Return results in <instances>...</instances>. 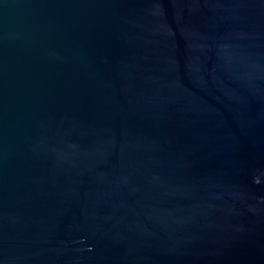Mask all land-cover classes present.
<instances>
[{"label":"water","instance_id":"obj_1","mask_svg":"<svg viewBox=\"0 0 264 264\" xmlns=\"http://www.w3.org/2000/svg\"><path fill=\"white\" fill-rule=\"evenodd\" d=\"M0 264H264V0H0Z\"/></svg>","mask_w":264,"mask_h":264}]
</instances>
